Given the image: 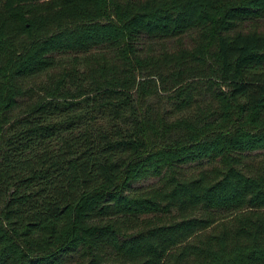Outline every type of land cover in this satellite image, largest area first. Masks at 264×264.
Listing matches in <instances>:
<instances>
[{
  "label": "trees",
  "instance_id": "trees-1",
  "mask_svg": "<svg viewBox=\"0 0 264 264\" xmlns=\"http://www.w3.org/2000/svg\"><path fill=\"white\" fill-rule=\"evenodd\" d=\"M263 115L264 0H0V264H264Z\"/></svg>",
  "mask_w": 264,
  "mask_h": 264
},
{
  "label": "rangeland",
  "instance_id": "rangeland-1",
  "mask_svg": "<svg viewBox=\"0 0 264 264\" xmlns=\"http://www.w3.org/2000/svg\"><path fill=\"white\" fill-rule=\"evenodd\" d=\"M195 37H196V35L193 34V33L189 34V35H185L183 37V39H182L184 47L193 48V46L195 45V40H194ZM164 42H165V44L163 42H159V41H154V42L150 41L149 43L147 42L146 43L147 50L145 51V53L146 54L147 53H149V54L150 53L151 54H153V53L161 54V53L164 52L165 48L168 51H171V52H173V51H175V50H177L179 48L178 43L174 39H168V40H166ZM149 45H151V47H149ZM74 57H75L74 54H65V55L58 56V58L62 60L61 61V62H63L62 64L66 65L67 67H72L73 62L75 61ZM80 66H81V68H83L84 67V62ZM45 72H48V71H45ZM47 80H48L47 74L43 73V74H41L39 76L32 77L30 80H28L25 83V86H29V85L34 84V83H35V85L33 87L39 86V84H41L43 82H46ZM160 93L161 94H158V96L155 95L157 98L155 96H153L151 99L153 101H156V99H160L161 97H163L165 95V94H163V92L161 90H160ZM34 101H35V98L33 96L24 95L23 97L20 98V102L15 107L13 113L14 114L23 113L25 111V109L27 108V106L32 104ZM167 108L170 110V112H172L171 109L173 108V104L168 103ZM180 114H184V113H180ZM178 116H179V113L171 114L172 118H176ZM262 118H264V115L262 116ZM247 159L255 161L256 163L264 165V150L255 151L253 153V155L248 156ZM227 264H228V260H227Z\"/></svg>",
  "mask_w": 264,
  "mask_h": 264
}]
</instances>
